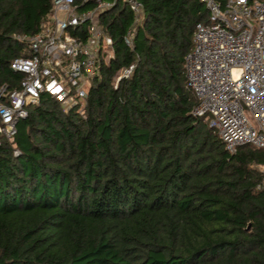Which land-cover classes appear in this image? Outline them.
Instances as JSON below:
<instances>
[{
    "label": "trees",
    "instance_id": "1",
    "mask_svg": "<svg viewBox=\"0 0 264 264\" xmlns=\"http://www.w3.org/2000/svg\"><path fill=\"white\" fill-rule=\"evenodd\" d=\"M117 0L100 14L114 57L84 112L51 95L0 132V264H264V148L230 152L187 84L201 0ZM52 0H0V83ZM135 27L132 44L124 40ZM134 63L131 73L114 77Z\"/></svg>",
    "mask_w": 264,
    "mask_h": 264
},
{
    "label": "built area",
    "instance_id": "2",
    "mask_svg": "<svg viewBox=\"0 0 264 264\" xmlns=\"http://www.w3.org/2000/svg\"><path fill=\"white\" fill-rule=\"evenodd\" d=\"M116 1L52 0L37 31L17 35L27 41L28 54L10 61L21 74L18 86L0 83V132L12 138L17 120L42 93L65 110L84 112L92 79L114 57L112 36L100 14ZM120 1L136 22L142 3ZM201 1L207 20L195 23L193 45L184 54L187 84L197 99L192 112L205 117L230 152L243 144L264 148V0ZM134 31L131 26L124 35L129 45ZM133 66L121 67L114 85ZM260 168L264 174V164Z\"/></svg>",
    "mask_w": 264,
    "mask_h": 264
}]
</instances>
